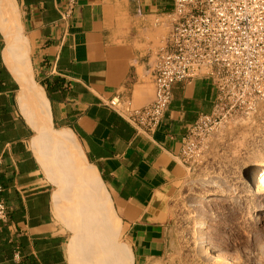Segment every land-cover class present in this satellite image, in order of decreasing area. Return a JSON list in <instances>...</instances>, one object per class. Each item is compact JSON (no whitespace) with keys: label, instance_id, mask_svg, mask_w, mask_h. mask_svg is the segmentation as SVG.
<instances>
[{"label":"crops","instance_id":"obj_1","mask_svg":"<svg viewBox=\"0 0 264 264\" xmlns=\"http://www.w3.org/2000/svg\"><path fill=\"white\" fill-rule=\"evenodd\" d=\"M9 1L50 132L73 140L79 153L38 140L3 63L0 33V202L6 208L0 264H122V252L129 264H170L175 209L191 175L181 160L182 139L212 111L216 87L204 77L174 84L152 134L137 130L108 101L129 100L136 109L153 101L154 59L171 33L173 0H76L67 21L61 12L68 0ZM46 146L57 150L46 155L45 167ZM61 150L65 166L56 156ZM90 171L101 188L90 182Z\"/></svg>","mask_w":264,"mask_h":264},{"label":"built area","instance_id":"obj_2","mask_svg":"<svg viewBox=\"0 0 264 264\" xmlns=\"http://www.w3.org/2000/svg\"><path fill=\"white\" fill-rule=\"evenodd\" d=\"M75 4L68 0L61 20L70 18ZM168 19L170 36L154 59L153 101L136 109L114 97L108 106L137 130L152 134L168 110L174 84L209 78L217 90L212 111L182 139L181 160L191 167L215 131L255 112L264 100V0H173ZM5 219L0 202V220Z\"/></svg>","mask_w":264,"mask_h":264},{"label":"rangeland","instance_id":"obj_3","mask_svg":"<svg viewBox=\"0 0 264 264\" xmlns=\"http://www.w3.org/2000/svg\"><path fill=\"white\" fill-rule=\"evenodd\" d=\"M52 149L56 148L46 146L42 151L45 167ZM62 154L66 151L56 156L65 166ZM260 162H264V100L255 112L221 126L203 143L190 177L180 188L170 264H214L215 259L264 264V195L255 192L251 179ZM216 197L222 200L205 202ZM201 245L210 249L211 256Z\"/></svg>","mask_w":264,"mask_h":264},{"label":"bare ground","instance_id":"obj_4","mask_svg":"<svg viewBox=\"0 0 264 264\" xmlns=\"http://www.w3.org/2000/svg\"><path fill=\"white\" fill-rule=\"evenodd\" d=\"M0 33L2 35L4 44L6 45L4 46L5 49L2 54L3 63L11 73L13 79L19 85V94L17 96L19 107H22L24 110L27 108L32 113L31 124L37 131L38 140H49L59 146L68 147L72 154L77 155L79 153L77 150L78 148L73 140L63 136L53 137L50 132L49 122L47 120L45 99L40 89L35 86L31 80L29 62L20 30L17 25L15 10L9 0H0ZM88 178L90 182L96 184L95 186L99 185V188H101L96 173L90 171ZM251 179L255 192L264 195V162L257 163L254 166ZM245 184H247V179H245ZM221 200V198L216 197L210 198L205 202H218ZM201 244H203V241ZM206 245H201L203 252L207 255H210V249ZM121 254H123L125 257V260L122 261V264H129L126 260L127 254L123 252ZM68 255L70 261L72 262L73 246L70 244L68 247ZM214 262L216 264H230L228 261L220 262L217 259H215Z\"/></svg>","mask_w":264,"mask_h":264},{"label":"trees","instance_id":"obj_5","mask_svg":"<svg viewBox=\"0 0 264 264\" xmlns=\"http://www.w3.org/2000/svg\"><path fill=\"white\" fill-rule=\"evenodd\" d=\"M0 39H1V37H0ZM0 50H1V45H0ZM0 67H1V63H0ZM4 71V68L3 67H1L0 68V73L1 72H3ZM0 83L2 84L3 83V81H2V78L0 77ZM0 89L1 90H4L5 89V86L4 85H2V86H0ZM14 90H17V87L16 88H14ZM0 178H1V174H0Z\"/></svg>","mask_w":264,"mask_h":264}]
</instances>
